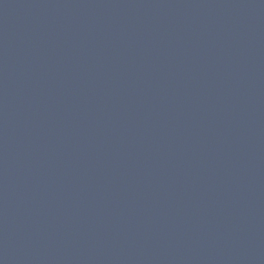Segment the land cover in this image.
Masks as SVG:
<instances>
[{
	"label": "water",
	"instance_id": "obj_1",
	"mask_svg": "<svg viewBox=\"0 0 264 264\" xmlns=\"http://www.w3.org/2000/svg\"><path fill=\"white\" fill-rule=\"evenodd\" d=\"M0 264H264V0H0Z\"/></svg>",
	"mask_w": 264,
	"mask_h": 264
}]
</instances>
